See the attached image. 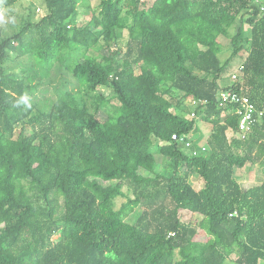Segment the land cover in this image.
<instances>
[{"label": "trees", "instance_id": "obj_1", "mask_svg": "<svg viewBox=\"0 0 264 264\" xmlns=\"http://www.w3.org/2000/svg\"><path fill=\"white\" fill-rule=\"evenodd\" d=\"M43 2L39 21L0 29V264H264V182L244 188L236 175L254 165L264 176V119L242 139L234 109L218 106L233 89L264 110V2L99 0L84 26L90 0ZM13 54L42 79L58 64L82 103L66 94L38 111L30 85L7 72ZM238 57L243 73L222 88ZM197 120L212 130L205 152L192 142L194 156L172 136L189 139ZM126 185L134 198L116 210Z\"/></svg>", "mask_w": 264, "mask_h": 264}, {"label": "rangeland", "instance_id": "obj_2", "mask_svg": "<svg viewBox=\"0 0 264 264\" xmlns=\"http://www.w3.org/2000/svg\"><path fill=\"white\" fill-rule=\"evenodd\" d=\"M148 5L154 0H144ZM264 2V0H262ZM99 0H90V7L81 8L79 22L80 25L84 26L87 24L92 15L93 9L97 6ZM39 10V11H38ZM46 15V8L43 0H20L13 7H5L0 4V29L3 31L5 36H12L19 32L22 26L31 19L33 22L39 21L43 16ZM241 26L240 23L236 26L235 30L231 33H236L237 29ZM245 36H250L251 28L248 25H244ZM127 41V33H124V37L121 42V46L125 47ZM222 54L221 59L224 61L231 56V45L230 39L221 38ZM98 47L97 50H100ZM242 64V58L238 57L233 60L231 66L227 73L224 75V79L221 80V87L225 88L230 86L233 81L231 75L233 73L239 74V68ZM7 72L10 74L19 75L21 79L25 80L30 86L27 88L26 96L27 98L36 106L38 111L49 112L56 103L62 98L66 97V94H70L71 98H76L79 103H82L84 99L77 81L72 77V75L65 69L60 67L58 64L51 71L49 78L42 79L39 76L38 68L35 66L32 59L26 61L25 58H19L16 55H10L9 60L6 63ZM24 71V72H23ZM30 78L29 81L28 79ZM103 94L110 96L108 90H103ZM118 104L117 101L113 100L111 107L114 112L115 106ZM186 108L188 111L176 110L178 114L184 118L189 116L193 112V106L190 102H186ZM111 107L103 108L102 117L105 118ZM212 126L204 121H196V129L189 134V139L195 144L196 148H203L207 146V142L211 136ZM155 147H153L154 149ZM156 160L158 163L159 172H167L168 161L163 159L161 155H156ZM262 170L258 166H247L244 169L237 170V177L241 178V184L244 188H251L258 186L264 182V176ZM191 184L195 189L199 190L203 183L202 181L194 175L191 178ZM124 197L117 198L115 201V209L118 210L123 204H125L129 199H133L134 195L129 187L126 185L123 188ZM143 208H138L135 210L134 214L129 217V222H136L137 218L140 216ZM182 220L187 223H191L200 219L198 215L193 214H183Z\"/></svg>", "mask_w": 264, "mask_h": 264}, {"label": "built area", "instance_id": "obj_3", "mask_svg": "<svg viewBox=\"0 0 264 264\" xmlns=\"http://www.w3.org/2000/svg\"><path fill=\"white\" fill-rule=\"evenodd\" d=\"M257 1L260 2V0ZM262 11L264 12V7H262ZM243 70L244 68L241 66L239 68L240 73L237 74V71L232 76L233 80H237L239 75L243 73ZM196 104V102H193V105ZM218 106L219 108L231 107L234 109L233 112L239 117V134L242 139H245L252 132L253 128L264 119V110L258 109L246 95L233 89L220 92ZM172 139L182 145L184 149L192 152V155L197 156L200 153V150H192L193 143L188 139V136H178L175 134L172 136ZM205 151V147L201 148V152Z\"/></svg>", "mask_w": 264, "mask_h": 264}]
</instances>
